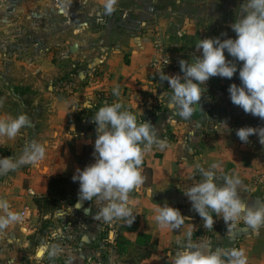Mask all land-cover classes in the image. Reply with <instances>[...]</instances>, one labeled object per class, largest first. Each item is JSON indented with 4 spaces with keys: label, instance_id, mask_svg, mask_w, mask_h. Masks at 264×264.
I'll list each match as a JSON object with an SVG mask.
<instances>
[{
    "label": "crops",
    "instance_id": "1",
    "mask_svg": "<svg viewBox=\"0 0 264 264\" xmlns=\"http://www.w3.org/2000/svg\"><path fill=\"white\" fill-rule=\"evenodd\" d=\"M105 3L106 0L94 2L96 8ZM205 8L193 0H116L105 23V27L113 28V33L110 37L89 41L90 49L80 55V60L83 64L92 61L94 65L91 69L78 70L77 90L66 96V105L54 100L46 102L45 110H41L45 117L37 103L24 106L30 126L22 128L14 140L0 138V157H18L30 141L46 145L45 157L38 166L24 165L0 175V199L11 205L15 200L21 210L27 207L34 223L33 229H28L20 219L0 231V264H93L99 255L109 264H171L187 243L189 230L193 233L192 242L206 245L202 249L205 252L242 249L247 264H264V225L254 230L242 216L225 222L214 214V224L209 229L184 195L203 179L199 172L203 168L216 173V183L220 186L224 176H238L241 200L253 209L264 205L262 145L241 142L222 129L220 116L210 109L207 100L213 94L210 90L201 88L200 110L194 111L189 119L176 115L168 107L172 94L149 67L153 45L159 40L168 51L179 55L198 51L196 44L205 35L196 22ZM117 86L119 97L112 92ZM0 97L5 99L3 95ZM7 100L0 103V117L21 115L17 113L23 104L11 103L16 99ZM116 102L122 104V110L135 115L138 124L150 122L156 128L157 137L166 142L163 149L154 146L144 155L141 174L146 168L150 176H145L138 191L129 194L130 210L137 215L130 224L132 228L120 229L129 225L128 219L115 218L111 222L94 219L104 202L95 198L80 201L78 195L77 201L82 207L78 208L75 203L46 216L49 225L45 235L34 241L39 218L33 198L46 192L50 177L74 175L78 168L95 162L96 126L92 117L100 107ZM83 146L90 149L86 164L79 162ZM213 164L218 167L212 169ZM254 174L262 176L260 184L252 183ZM165 204L186 218L179 229L162 227L156 222L155 208ZM85 207H90L88 214L84 213ZM104 225L108 226L105 227L109 229L108 235ZM118 232L131 241L138 233L150 235L153 243L150 257L128 263L117 256L113 238ZM54 237L57 245L52 243ZM52 250L55 255L49 256ZM37 253H42L39 259Z\"/></svg>",
    "mask_w": 264,
    "mask_h": 264
},
{
    "label": "clouds",
    "instance_id": "2",
    "mask_svg": "<svg viewBox=\"0 0 264 264\" xmlns=\"http://www.w3.org/2000/svg\"><path fill=\"white\" fill-rule=\"evenodd\" d=\"M115 3L116 0H106L105 11L111 13ZM239 13L230 25L235 38L200 39L196 48L201 54L194 56L192 62L179 61L182 76L160 73V78L166 80L172 89L168 107L181 118L189 119L197 109L203 93L201 85L204 86L206 81L215 76L231 80L238 72L240 84L232 83L227 90L231 103L246 114L264 120V0H246ZM225 51L228 56L241 62L239 69L231 60H226ZM112 92L117 97L121 94L118 86ZM92 122L96 126L93 144L95 162L83 169L78 168L72 176L73 182L79 183V200L92 201L95 198L104 202L94 216L96 220L111 222L115 218H122L128 219L131 224L135 217L129 207V194L138 191L144 183L141 174L144 155L154 146L163 149L166 142L157 137L156 128L150 122L138 124L136 116L122 110L119 102L100 107L95 111ZM28 126L30 120L23 114L15 118L0 117V138L14 140L20 130ZM253 134L258 135L259 142L264 145V127H241L236 130L237 137L244 143ZM45 149L46 145L30 141L18 157H0V175L24 165L38 166L45 157ZM217 167L215 164L211 166L212 169ZM199 172L203 179L184 195L205 221V227L211 229L214 224L209 209L225 222L236 221L242 216L251 229L264 225V205L253 209L241 200L238 195L241 180L238 176H224V183L220 186L216 183L213 170L199 168ZM155 213L156 222L172 230L179 229L186 219L167 204L157 205ZM20 219L18 214L10 211V204L0 199V231ZM192 235L189 230L186 234L187 243L173 257L171 264H247L242 249L205 252L202 249L206 245L192 242ZM48 254L55 255V250ZM41 255L37 253V258Z\"/></svg>",
    "mask_w": 264,
    "mask_h": 264
},
{
    "label": "rangeland",
    "instance_id": "3",
    "mask_svg": "<svg viewBox=\"0 0 264 264\" xmlns=\"http://www.w3.org/2000/svg\"><path fill=\"white\" fill-rule=\"evenodd\" d=\"M94 2L95 0H0V95L5 98L0 97L1 104L7 102V99H16L11 100V103L23 104L17 114L26 115L24 106L30 107L37 103L42 117H45L41 110H45L46 102L54 100L59 104L65 102L66 105V96L77 90L78 70L91 69L94 65L92 61L83 64L80 60V55L90 49L89 41L110 37L113 33L111 26L105 27L109 13L104 6L96 8ZM193 3L206 6L196 22L200 32H204L205 39L235 38L230 25L241 14L239 12L246 0H193ZM73 45H76L74 51L71 49ZM200 54L198 50L191 54H181V57L192 62L194 56ZM225 57L239 69L241 62L228 56L226 51ZM232 83L240 84L238 72L231 80L215 76L210 86L204 90L213 92L207 100L210 101V109L220 116L222 129L239 139L237 129L264 127V120L246 114L239 106L231 103L227 90ZM16 85L29 87L30 91L11 92L10 87ZM64 133L66 137V123ZM247 144L262 145L255 134L249 136ZM261 147L264 149V145ZM7 153L5 149L4 154ZM12 208L19 215L21 207L15 204V200L10 204V210ZM39 225L42 223L39 222ZM105 227L107 225H104V229H108ZM55 239H52V243L57 245L58 241Z\"/></svg>",
    "mask_w": 264,
    "mask_h": 264
},
{
    "label": "trees",
    "instance_id": "4",
    "mask_svg": "<svg viewBox=\"0 0 264 264\" xmlns=\"http://www.w3.org/2000/svg\"><path fill=\"white\" fill-rule=\"evenodd\" d=\"M11 92L26 93L29 91L28 87H10ZM90 155V149L87 146H83L79 154V162L86 164ZM149 175L150 172L145 168L142 176ZM73 175L68 176H52L49 178L47 183V189L44 194L35 196L33 203L36 207V212L39 217V222L42 225L37 230V236L34 237V241L38 242L40 237L45 235L49 220L46 216L52 215L55 211L62 208L63 206H74L77 201V193L79 192V183L73 182ZM210 215L215 213L208 210ZM133 214V213H132ZM137 219V215L133 214ZM200 217V216H199ZM133 223V222H132ZM131 223V224H132ZM132 225L120 226V229H129ZM134 228V227H133ZM109 229L105 230L108 235ZM114 250L117 256L123 257L128 263H134L135 259H145L150 257L152 254V240L151 236L144 233H138L135 240L131 241L127 239L121 232L114 235Z\"/></svg>",
    "mask_w": 264,
    "mask_h": 264
},
{
    "label": "built area",
    "instance_id": "5",
    "mask_svg": "<svg viewBox=\"0 0 264 264\" xmlns=\"http://www.w3.org/2000/svg\"><path fill=\"white\" fill-rule=\"evenodd\" d=\"M58 0H55V2ZM183 60L181 55L178 53H172L168 51L162 41H156L153 45V52L149 67L155 75L160 77V73H164L168 76H182L183 73L180 70L179 61ZM190 62V61H189ZM214 77H211L208 81L205 82L204 86L201 85V88H208ZM162 80V79H161ZM165 89L172 94V89L169 87L166 80H162ZM262 181V176L260 174H254L252 176V183L260 184ZM22 223L28 229H33V217L29 213L27 207H23L19 213ZM93 264H109L104 260L100 255L94 259Z\"/></svg>",
    "mask_w": 264,
    "mask_h": 264
},
{
    "label": "water",
    "instance_id": "6",
    "mask_svg": "<svg viewBox=\"0 0 264 264\" xmlns=\"http://www.w3.org/2000/svg\"><path fill=\"white\" fill-rule=\"evenodd\" d=\"M71 49H72V51H74L75 49H76V47H75V45H73L72 47H71ZM200 110V104H198L197 105V109L196 110H194V111H199ZM193 111V112H194ZM79 205V206H78ZM76 206L78 207V208H81L82 207V204L79 202V201H77L76 202ZM84 213L85 214H88L89 213V210H90V207H85L84 209ZM88 210V211H87Z\"/></svg>",
    "mask_w": 264,
    "mask_h": 264
}]
</instances>
